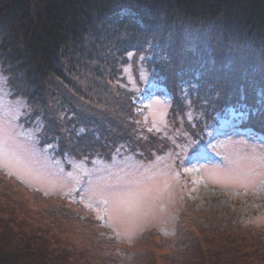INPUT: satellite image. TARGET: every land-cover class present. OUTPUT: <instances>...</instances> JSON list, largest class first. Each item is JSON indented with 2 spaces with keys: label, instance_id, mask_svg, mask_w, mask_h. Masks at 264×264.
Listing matches in <instances>:
<instances>
[{
  "label": "trees",
  "instance_id": "16d2710c",
  "mask_svg": "<svg viewBox=\"0 0 264 264\" xmlns=\"http://www.w3.org/2000/svg\"><path fill=\"white\" fill-rule=\"evenodd\" d=\"M139 60L192 151L232 111L264 136V0H0V74L24 100L21 120L39 125L38 143L57 140L56 156L89 159L119 144L146 159L175 150L142 120L124 71ZM64 201L0 174V264H126L147 254L154 264L175 254L171 264H264L260 232L237 220L208 226L188 197L177 242L145 231L136 245L102 235L94 214Z\"/></svg>",
  "mask_w": 264,
  "mask_h": 264
},
{
  "label": "rangeland",
  "instance_id": "374dc122",
  "mask_svg": "<svg viewBox=\"0 0 264 264\" xmlns=\"http://www.w3.org/2000/svg\"><path fill=\"white\" fill-rule=\"evenodd\" d=\"M140 62L130 63L124 71L138 93L142 120L168 136L175 150L153 152L146 159L119 144L110 154L89 159L68 153L56 156L57 140L38 143L39 125L21 120L24 100L11 97L0 74V174L45 196H58L65 204L81 203L98 219L102 235L114 236L125 245L140 242L145 231L177 242L176 221L184 197L195 203L208 226L221 227L237 220L243 228L264 236V136L235 133L241 116L232 111L219 117L206 130V140L192 151L187 132L174 127L169 117L171 101L166 90L149 79ZM136 73L145 85L141 90ZM175 245L164 251L174 252ZM118 253L126 256L123 251ZM173 256L166 264L177 254ZM152 257L124 259L126 264L131 260L154 264Z\"/></svg>",
  "mask_w": 264,
  "mask_h": 264
}]
</instances>
